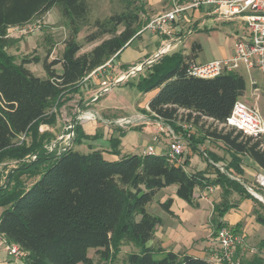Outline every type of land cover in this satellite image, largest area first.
<instances>
[{
    "label": "trees",
    "instance_id": "trees-1",
    "mask_svg": "<svg viewBox=\"0 0 264 264\" xmlns=\"http://www.w3.org/2000/svg\"><path fill=\"white\" fill-rule=\"evenodd\" d=\"M54 7L70 35L59 60L42 61L45 77L39 78L25 68L31 62L24 59L16 64L6 53L12 44L8 30L25 26ZM145 9L142 0H126L121 13L96 20L92 24L96 32L85 41L109 38L91 52L79 55L81 47L76 39L89 25L85 0H0V165H16L7 174L0 173V235L23 252V264H93L88 257L90 250H95L103 262L111 260L114 264L123 245L138 249V253L126 257V264H208L203 259L165 252L159 246L147 247L161 223L147 212V206L159 191L171 186L176 187L177 198L192 208L198 207L195 189L218 187L221 203L214 207L218 218L237 207L229 203L232 194L253 200L231 177L243 175L244 159L264 172V137L255 139L234 129L225 133V127L218 129L234 103L243 97L244 79L235 73L208 80L189 76L187 67L202 50L197 42L186 55L178 51L162 56L145 70V76L129 86L142 94L157 91L148 103V111L141 113L162 120L175 134L181 130L174 125L179 116L194 127L210 121L215 129L203 136L187 131H181V135L194 153L207 139L220 143L230 157L225 173L213 167L222 158L206 152L203 154L212 164L208 167L213 168L214 178L206 171L187 174L166 156L126 155L108 161L101 151H48L51 136L40 133V127L54 125L58 110L78 94L84 77L136 37ZM32 62L39 60L34 58ZM57 65L60 73L54 69ZM74 133L73 145L97 138L85 136L76 121ZM109 143L110 153L118 157V139ZM26 179L34 182L26 187ZM170 203L168 200L162 207L168 210ZM256 220L264 225L261 216L257 215ZM223 227L228 225L216 223L213 233ZM232 229L240 233L239 226ZM246 264L264 263L254 257Z\"/></svg>",
    "mask_w": 264,
    "mask_h": 264
},
{
    "label": "crops",
    "instance_id": "crops-1",
    "mask_svg": "<svg viewBox=\"0 0 264 264\" xmlns=\"http://www.w3.org/2000/svg\"><path fill=\"white\" fill-rule=\"evenodd\" d=\"M142 1L150 10L157 11L161 7L163 9L162 0ZM165 11L167 10L163 9L161 12L156 13V15ZM200 17L201 16H199L197 12L193 13V15L191 14L190 22L186 24H180L174 31L175 35L181 37L186 34L185 32H188L190 30L191 32L193 30L196 31L195 33H200V31H202L201 29L198 28V30H196L198 26L200 27ZM212 31L204 35H206V37L209 38V40H211L212 42H216V39L220 35L214 34L212 33ZM191 35L192 34H186V37L183 40L184 44L182 50H184L183 53L185 55L187 53L185 52L187 48V36ZM139 39L140 47L136 51L129 52L127 59L122 60V54H124L125 51H127L131 47V45ZM161 43L162 39L159 36L149 31H139L136 37L131 42H129L122 51L111 58L112 61L109 67H107L102 72V76L92 79L85 85L86 87L82 86L79 88L78 94L83 96L81 101H87L85 105L91 107L86 110H81L82 112H80V108H82L83 105L79 106V109L77 111L78 125L82 129V132L85 136L93 137L97 135V138L95 140H84L81 144L82 146L88 147L90 151H101L104 159L108 161H117L122 156L126 155L144 156L147 155L146 151L148 148L153 149V156H166L170 144V138L165 133L156 134L158 127L155 124L154 117L141 113L143 110L148 111V103L156 95L157 91L147 93L148 96L145 99L144 103L142 105H136L129 115H121L122 113L116 114L112 112L111 110L115 111V109H110L109 104H107L105 101L108 100L109 94L114 95V97H124L126 94V92L124 91H126L132 78L130 77L131 79H127L126 81L120 83L107 92H102L100 87V83L104 79H107L109 82H114L119 77L126 74L131 68L140 66L152 59L158 53L161 47ZM233 50L234 39L232 42V54ZM227 58L229 57L214 60H222ZM194 62L205 63L200 62L198 57ZM145 74L146 71H143L136 76L143 77L145 76ZM248 93L249 94L247 96L245 91L241 99H244L248 102L249 100L252 101L250 92ZM139 110L141 112H139ZM88 114H91L93 118L87 119L88 116L86 117V115ZM137 116L145 117L146 121L128 125L124 128L120 127L118 124V121L120 120L135 119L137 118ZM176 128L178 129L177 126ZM182 129H184L183 126H181V130L176 131V135L183 141L186 146L179 166H181L187 174L206 171L211 178H214V170L211 169L213 172L210 173V171H208V169L210 170V167L208 168V165L206 163H203L201 158L199 157L200 152L204 153L202 150L204 144L198 147V152H192L182 138ZM120 134H122V136H120ZM192 135L197 137L201 136L199 133H197L196 135ZM111 139H118L119 141V146L117 149L119 152L118 157L110 153L111 147L109 141ZM210 151L212 154L220 157L219 153L216 152V150L211 149ZM203 157L207 160V157H205L204 154ZM207 162L208 164H211L208 160ZM245 163L253 166V168L255 169L252 186L259 187L254 181L255 176L260 173L264 174V172L257 168L256 165L249 159H244L243 164ZM213 167L218 169L219 171H222V173H225L224 167H222V169L215 165ZM242 168L243 175L241 177L245 179L244 165ZM246 177L248 176L246 175ZM233 179H235L241 185H245L244 183H241V179L239 177L237 179ZM175 193V186L162 189L155 195L153 202L147 206V212L150 215L158 217L161 221L160 225L155 228L153 239L147 244V247L155 249L157 248V246H159L165 252H172L179 255H188L207 261L214 250L218 247L214 240V237L212 238L213 235L211 236V233L213 232V226L216 225V223L221 222L230 227L239 226L240 234H242L244 238H247L246 242L253 241V243H257L258 245L261 244L262 246L260 247L259 251V253L261 254L260 256L251 255L250 253L249 254L252 258H260L264 263V225L259 224L256 220L257 215L264 218V209H262L258 205L255 199H240V197L238 195L236 196V194L233 195V197L231 195V199L236 200L235 204L237 205V207L230 209L223 218H218L216 216V213L214 212V206H218L221 203V191L218 187H212V191H209V189L203 191L195 189L194 198L198 205L197 208L190 207L184 201L177 198ZM214 199L217 200L214 201ZM168 200H170L171 203L168 207V210H165L162 206ZM231 202L229 203L233 204ZM212 204L216 205H214L212 208ZM212 210L214 212V216L216 217L213 219L212 214L211 219L213 226L210 227L209 217L211 216ZM243 254H241L240 250H238V257H242ZM0 264H23V262L22 259L16 260L12 257H9L3 250L0 249Z\"/></svg>",
    "mask_w": 264,
    "mask_h": 264
},
{
    "label": "built area",
    "instance_id": "built-area-1",
    "mask_svg": "<svg viewBox=\"0 0 264 264\" xmlns=\"http://www.w3.org/2000/svg\"><path fill=\"white\" fill-rule=\"evenodd\" d=\"M169 10L157 14L149 19L142 31H149L162 39L161 47L158 53L146 63L131 68L126 74L119 77L114 82L104 79L100 83L101 91L107 92L135 76L162 56L178 52L183 48L185 35L191 34V30L184 36H176L174 31L180 24L190 22V16L193 13L204 12L207 17L215 21L237 22L241 25L240 33L234 36V50L231 57L222 60H212L206 63H191L187 67L189 76L208 80L219 75L235 73L241 75L244 71L250 80V96L253 105L244 99H238L221 127L240 131L243 135L252 138L264 137V115L261 114L258 104L261 100V91L255 80L250 77L253 69L258 70L264 75V0H167ZM112 60H109L103 66L95 69L84 77L81 85L89 83L92 79L102 76V72L109 67ZM88 116V117H87ZM87 119L93 118L91 114L86 115ZM158 127L156 134L165 133L170 138L169 148L166 158L170 163L179 165L184 154L185 144L175 134V132L162 120L154 118ZM146 121L145 117L135 119H124L118 121L120 127L137 124ZM74 139V126L67 128L66 133L57 138L48 145L49 152L61 153L72 147ZM264 149V147H262ZM153 149L148 148L147 155H153ZM219 167L218 165H215ZM222 169V168H220ZM255 183L264 189V174L260 173L255 176ZM245 188L249 190L246 186ZM212 191V188H209ZM214 240L218 247L214 250L208 264H241V256L238 257L237 251L241 254L245 251L251 255L257 254L254 249H246L245 238L239 232H235L232 227H223L216 231ZM0 249L9 257L16 260L22 259L23 252L18 246L10 244L0 235Z\"/></svg>",
    "mask_w": 264,
    "mask_h": 264
},
{
    "label": "rangeland",
    "instance_id": "rangeland-1",
    "mask_svg": "<svg viewBox=\"0 0 264 264\" xmlns=\"http://www.w3.org/2000/svg\"><path fill=\"white\" fill-rule=\"evenodd\" d=\"M85 2L87 3L89 8V12H88L89 25L87 27L82 28L77 36L76 39L77 43L81 47L79 55L91 52L92 49L95 46L99 45L102 40H106L109 38V36H104L99 41L87 43L85 41V38L96 32L95 29L92 28V24L96 20L103 21L109 18L113 14L121 13L122 11H124V7L126 4V0H85ZM162 6L164 10H169V5L167 0H162ZM161 9L162 7L157 11H153L146 6L145 9L146 13L140 15V20L142 24L141 29L145 27V25L147 24L150 18L155 16L156 13L161 12L163 10ZM198 15L201 16L199 23L200 27L198 26L196 30H198L199 28L202 31H200V33H195L196 31L192 30L191 32L192 35L187 36L188 37V40L186 41L187 48L185 50V52H187L186 54L190 52V47L192 43L194 41H197L201 45V49H202L200 54L198 55V59L200 62L206 63L214 59H220V58H226L232 56V42L237 32L238 33L241 32L240 31L241 25L237 22H228V21L223 22L220 20L215 21L213 18L207 17L203 11L198 13ZM210 31H212V33L214 34L220 35L216 39V42L215 41L212 42L211 40H209V38L206 37V35H204V34H208ZM69 35L70 32L66 27L64 21L61 19L58 8L54 7L44 16L33 19L31 22H29L23 27L9 29L8 37L10 38V40H12V44L10 45V47L6 49V53L9 56L13 57L14 62L16 64H19L21 60L24 59L28 60L31 63L26 64L25 68L30 70L34 76L39 78H44L45 72L42 67V61L46 58L48 59V62L53 60H59L64 50V44L66 40H68ZM139 41L140 39L136 40L131 45V47L127 51H125L124 54H122L121 56L122 60L127 59L129 52L136 51L140 47ZM178 50L181 52L184 51L181 48H179ZM34 58H37L39 62L38 63L32 62ZM54 69L56 72L61 71L60 65L55 66ZM241 76L244 79L245 91L248 96L249 94L248 92H250L249 76L244 71L241 72ZM136 77H137L136 75L132 76L131 77L132 80L129 83H133V84L136 83L140 78V77L137 78ZM250 77L256 81L257 86L261 91V100L259 101L258 107L261 114L264 115V75L260 73L258 70L253 69L250 72ZM85 85L83 86L86 87ZM80 87H82L81 84ZM124 92H126V94L122 98L117 96L114 97V95L109 94L108 100L105 101L107 104H109L110 109L111 108L115 109V111L114 110L111 111L116 114L122 113L121 115L124 114L129 115L132 109H134L135 106L138 104L142 105L148 96L147 94H142L138 92L134 87L131 86H128L126 91ZM82 98L83 96L79 94L73 96L72 100L66 101V103L58 110L57 120L54 125L40 127L39 129L40 133H46L51 136L50 143L55 141L63 134H65L69 126L71 125L75 126V121L77 122V118H78L77 111L80 105H83V107L80 108V112H82L81 110H86L89 107H91V106H86L85 104L87 103V101H81ZM249 104L253 105V100L252 101L249 100ZM139 112L141 111L139 110ZM174 125L180 129L181 126H183L184 129L182 130L187 131L191 135L192 134L196 135L197 133H199L201 136L205 135L206 132H211L215 129L210 121L207 123H201L197 125V127H194L192 124L188 123V121L183 116H179L175 120ZM218 129H220V127H218ZM228 131H230V128L224 129V133ZM203 146H204L202 147L203 152L211 153L210 150L212 149V150H216V152L219 153V156L222 158V163H218L217 165L220 168L228 164L230 160L229 153L224 149V147L220 143H214L207 139V141L204 143ZM72 149L81 154H88L92 152L88 147L82 145H73ZM199 155L202 162L208 165L207 160L203 157V153L200 152ZM243 165L245 171L244 172L245 179L243 177H239L241 179L239 180L241 181V183L245 184L242 186L247 191V193L253 199L256 200V202L262 209H264V190L257 186H252L255 169L253 168V166L249 164L246 163L242 164V167ZM15 166L16 165L14 164V162L3 163L0 165V173H4L5 175L8 173V171L11 168H14ZM211 169L213 170L212 167H210V170L208 169L210 173L213 172ZM246 175L248 177H246ZM237 178L238 177H236V179ZM33 182L34 179H26L25 180L26 187H29ZM245 186H247L249 190H247ZM233 195L235 194H232V197ZM215 200L217 199H214V201ZM235 201H236L235 199H231V197L229 198V202L235 204ZM214 205L216 204H212V208ZM212 214H213V219L216 217L214 216V212L212 210L211 216L209 217L210 227L213 226L211 219ZM211 236L212 238L214 237L213 232L211 233ZM246 240L247 238H245L246 249L247 250L254 249L257 252V254L255 255L260 256L261 254L259 253V251L262 245L253 243V241L246 242ZM132 253H138V249H136L133 245H123L120 248V252L117 255V260L115 261L114 264H126V257ZM88 257L93 261V264H113V261L111 260H109L108 262H103L102 260H100L95 250H90L88 252ZM251 259L252 257L249 254V252L245 251L243 256L241 257V263L246 264Z\"/></svg>",
    "mask_w": 264,
    "mask_h": 264
},
{
    "label": "water",
    "instance_id": "water-1",
    "mask_svg": "<svg viewBox=\"0 0 264 264\" xmlns=\"http://www.w3.org/2000/svg\"><path fill=\"white\" fill-rule=\"evenodd\" d=\"M232 178V177H231ZM233 179V178H232ZM235 180V179H234Z\"/></svg>",
    "mask_w": 264,
    "mask_h": 264
}]
</instances>
